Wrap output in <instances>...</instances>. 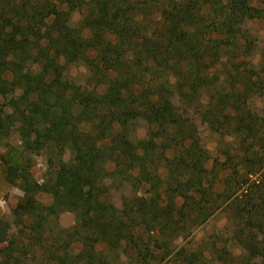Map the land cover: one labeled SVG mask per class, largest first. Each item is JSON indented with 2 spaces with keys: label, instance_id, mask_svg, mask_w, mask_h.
<instances>
[{
  "label": "trees",
  "instance_id": "obj_1",
  "mask_svg": "<svg viewBox=\"0 0 264 264\" xmlns=\"http://www.w3.org/2000/svg\"><path fill=\"white\" fill-rule=\"evenodd\" d=\"M220 11L219 0H0V133L14 122L28 149L70 153L44 184L26 168L8 166L9 180L17 179L24 193L14 215L29 220V235L27 243L4 244L11 234L0 221V264L38 257L42 264H109L105 254L119 234L135 264L176 257L190 263L195 256L171 244L208 220L218 195L219 209L231 207L246 221L241 228L252 224L240 235L244 258L264 264V188L247 184V172L228 196L227 187L218 194L188 114L191 107L208 119L224 113L235 131L255 132L251 120L238 116L241 94L219 93V64L225 66L227 52L249 49L247 41L238 45L240 26L259 10L249 0H226ZM77 62L89 72L82 85L64 74ZM210 85L217 87L206 93ZM138 122L145 137L132 140L128 133ZM125 185L131 192L118 211L110 193ZM240 189L247 191L242 200ZM36 193L50 195V205H40ZM84 206L97 213L84 236L73 227L67 240L48 241L49 216Z\"/></svg>",
  "mask_w": 264,
  "mask_h": 264
},
{
  "label": "rangeland",
  "instance_id": "obj_2",
  "mask_svg": "<svg viewBox=\"0 0 264 264\" xmlns=\"http://www.w3.org/2000/svg\"><path fill=\"white\" fill-rule=\"evenodd\" d=\"M225 2L226 0H219V11ZM249 5L259 10V16L241 24L242 33L239 36L242 38L237 40L238 45L247 41L250 44L249 49L245 52V50L236 48L234 51L226 53L223 58L225 66L219 64V93L241 94L239 104L242 110L238 116H245L244 120L247 121L251 120L255 124V132L249 134L245 131H235L227 125L225 117H223L224 113L215 119H208L201 117L198 111H195V107L188 109V114L193 112L191 120L196 127V140L206 151L205 164L207 170L210 171L209 178L214 183V189L219 194L222 189L225 190V187L230 188L229 191L224 192L225 197L234 191L241 180L246 178L247 172L250 173L246 178L247 184L255 185V189L256 186L264 188V148L259 145L263 143L259 138H264V0H249ZM220 13L221 11L219 20H223ZM79 19V13L73 12L70 17V25L77 26ZM45 28L46 26L42 27L43 33ZM232 64L235 67H232ZM64 74L78 85L84 84L89 77L87 66L82 62L67 66ZM213 78L214 74H210V79ZM215 87L217 86L210 85V89H207L206 93L212 92ZM203 103H205V98ZM176 106L181 111V105L176 102ZM234 122L233 119L232 124H235ZM16 128L17 124L10 122L8 131L0 133V221L8 224L11 234V236L5 237L4 244L10 242L12 245L21 241L27 243L29 220L23 223L18 222L14 215V209L23 199L24 193L17 179L13 182L9 180L8 166L18 169L26 168L35 182L44 184L52 178L53 169L60 156L63 160H68L70 157L68 150L59 155L54 147L44 146L37 150L28 149L23 144ZM257 129L259 131H256ZM128 135L132 140L144 139L145 125L138 122L135 125V130H129ZM224 184L228 185L224 186ZM146 188L147 185H141L138 190L139 194L145 195ZM242 191L243 189H240L236 192V195H240L239 200H242L241 194L247 192ZM130 192V186L125 185L119 191L111 192L109 201L120 211L121 197L128 196ZM253 193L248 199L253 196ZM34 197L42 206H49L52 202L50 195L46 193H36ZM217 200L218 207L207 221L190 233L185 232L177 235L171 244L172 248L177 246L183 248L185 254H190L191 258L194 255V261L182 262L176 257L168 259L165 264H262L260 263L261 257H258L257 261L244 258L240 235L242 232L246 234L252 224H246L244 228H241L246 221L235 217L231 207L225 208L223 204L219 209V195ZM96 216L97 213L92 208L87 211L86 206L79 208L78 211H62L49 216L45 222L48 241L67 240L75 234L73 227L77 228L76 231L80 237L84 236ZM241 229L242 231L239 232ZM167 237L170 240L172 238L169 233L165 236V238ZM127 246L126 235L119 234L115 239L114 250L106 251L107 262L109 264L120 262L135 264L136 258L131 259L133 254L126 249ZM80 247V243H77L74 250L78 251ZM118 256L120 261H118ZM39 258H36L32 264H42Z\"/></svg>",
  "mask_w": 264,
  "mask_h": 264
}]
</instances>
